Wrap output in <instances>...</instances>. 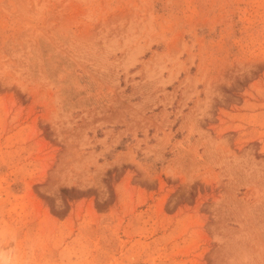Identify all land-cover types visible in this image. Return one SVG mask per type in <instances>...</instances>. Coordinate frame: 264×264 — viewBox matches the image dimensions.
Returning a JSON list of instances; mask_svg holds the SVG:
<instances>
[{
	"label": "rangeland",
	"instance_id": "rangeland-1",
	"mask_svg": "<svg viewBox=\"0 0 264 264\" xmlns=\"http://www.w3.org/2000/svg\"><path fill=\"white\" fill-rule=\"evenodd\" d=\"M0 264H264V0H0Z\"/></svg>",
	"mask_w": 264,
	"mask_h": 264
}]
</instances>
